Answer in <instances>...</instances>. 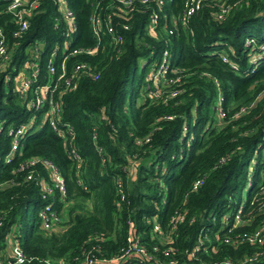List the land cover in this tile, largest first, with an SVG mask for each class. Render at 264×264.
Returning <instances> with one entry per match:
<instances>
[{"label":"trees","instance_id":"1","mask_svg":"<svg viewBox=\"0 0 264 264\" xmlns=\"http://www.w3.org/2000/svg\"><path fill=\"white\" fill-rule=\"evenodd\" d=\"M7 1L0 0V26L13 50L8 64L23 59L27 41L44 39L39 59L43 71L49 49L63 38L60 26L52 23V0L32 14L20 39L10 36V15L2 8ZM65 1L74 22L67 36L70 46L92 44L87 18L92 0ZM100 4L114 8L112 20L121 42L118 51L105 46L88 56L98 76L81 75L61 95L57 122L71 125L70 138L63 139L42 120L47 102L40 109L27 107L13 82L3 77L8 64L0 69V259L5 260L12 232L24 255L22 264H80L89 255L96 258L93 264H201L222 258L241 262L256 249L240 240V233L254 229L258 217L228 233L234 244L222 241L225 230L214 240L211 217L226 203L235 206L243 183L248 177L255 183L263 169L253 153L264 145V0H204L185 26L178 20L182 0H165L160 6L132 0L128 16L121 15L123 6L116 0ZM152 9L157 24L149 30ZM121 22L129 28L122 30ZM165 49L169 67L159 95L152 96L145 88L150 84L146 71ZM82 58H68L67 71ZM29 119L20 146L6 161L7 130ZM68 147L78 159L66 152ZM34 156L48 159L63 178L65 200L56 195L54 199L56 209L65 214L60 227L43 229L37 221V211L47 199L34 178H25L29 167L18 168ZM32 167L35 176L48 178L43 164ZM177 214L182 218L171 220ZM129 228L150 258L127 255L115 263L102 262L123 250ZM206 229L212 243L205 251L199 245L190 256L188 250ZM259 263L264 264V258Z\"/></svg>","mask_w":264,"mask_h":264},{"label":"built area","instance_id":"2","mask_svg":"<svg viewBox=\"0 0 264 264\" xmlns=\"http://www.w3.org/2000/svg\"><path fill=\"white\" fill-rule=\"evenodd\" d=\"M45 0H8L2 7L3 11L8 13L12 28L9 33L13 39H20L30 27V17L36 11L42 9L41 4ZM116 5L123 6V12L121 15H129L132 12V0H116ZM150 1H154L157 6L162 5L165 0H137L138 4H147ZM204 0H182L183 12L178 17L181 26H185L188 16L197 10ZM218 1V0H212ZM56 14L52 17L53 25L60 26L62 29L63 38L60 42H54L46 55V62L44 70L41 71L39 59L40 54L44 48V39H33L27 41L22 47L23 59L19 62L11 60L8 64L12 49L7 46L6 35L0 26V69L4 68L7 64L8 69L3 73V77L6 82L11 80L13 82V90L18 94L20 100L29 108L34 110L40 109L47 102V108L43 110L41 116L42 120H45L49 127L56 132L57 135L65 139L67 136H72V127L68 122H57L60 111V97L61 95L71 88V85L81 76L87 75L92 78L98 76V70H96L95 63L90 62L87 57L94 55L103 50L105 46H108L115 51L119 50L118 44H120L121 36L116 29V21L112 20V13L115 12L114 8L106 4L102 6L100 0H92L91 9L88 13V24L90 33L94 42L90 45H78L70 46V40L67 37L74 28V22L72 19V12L66 4L65 0H52ZM162 17L165 16L162 14ZM147 22V28L152 30L157 24V12L152 9ZM175 26V21L172 22ZM122 30L129 28V24L126 22L120 23ZM165 28V24H163ZM167 33H172V28H167ZM103 35L107 36V40L103 39ZM14 41V40H13ZM264 54V49L262 51ZM83 56L82 59L74 60L69 70L66 69V60L72 56ZM168 51L165 49L161 52L160 58L157 61H153L146 71V83L145 88H148L147 92L152 96H158V86L164 80L166 72L168 70ZM55 58L57 62H55ZM222 60H225L224 55L221 56ZM145 62L142 61L141 65ZM148 85H152L150 88ZM175 91L172 90L171 94ZM55 94V97H53ZM218 109V113L221 114V109ZM33 119H29L26 123L19 124L16 128H9L7 133L10 136L9 150L4 159L8 161L14 150H16L22 140L23 131L26 127H29ZM70 142V141H68ZM66 152L78 159V154L73 147H68ZM253 155L259 156V161L264 163V145H258ZM254 160L251 162L254 164ZM37 163L44 165L47 171L48 178L42 176H35V170L32 166ZM77 165V164H76ZM28 168L26 173V179H35V182L39 184L41 190V196L47 201L37 211V221L39 226L43 229H49L53 227H60L65 220V214L61 210H57L54 206L55 195L59 201L65 200V185L63 178L60 176L58 168L51 163L48 159L40 156H34L25 159L18 168ZM202 180L200 178L195 179L192 182V188ZM119 184H117V187ZM246 190L249 191L248 195L238 202L235 206L230 203H226L224 209L217 217H211V222L216 224V230L213 232L214 240L218 239V231L225 230L222 241L226 243L234 244L235 238L231 237L228 233L237 225L250 223L254 218L258 217V224L254 229L250 231H243L240 233V240L247 242L255 247V251L248 254L241 262H234L227 258L212 259L209 262L201 261V264H260V259L264 258V164L263 169L260 172L258 180L254 183L251 178H247ZM122 197V195L120 196ZM49 198V199H48ZM230 198V197H229ZM234 201V200H233ZM56 202V200H55ZM65 203V202H64ZM244 205H247L246 215L243 217L242 211ZM182 218V214L173 215L171 220L177 221ZM1 223V218H0ZM154 230H159L157 224H153ZM11 243L7 241V255L5 260L0 259V264H22L24 261V255L18 247L17 240L12 232L8 233ZM126 245L123 250L116 256L101 259L102 262L115 263L120 258H124L127 255H135L141 259H149L150 255L146 251L145 247L138 242V240L132 236L130 228L127 231L125 237ZM215 242V241H214ZM212 243V239L208 233V229L201 230L196 238L195 245L192 249L188 250L190 256H193L194 251L201 245V251H205L206 244ZM212 250H215V245L211 246ZM2 261V262H1ZM96 258L92 255L86 256L80 264H93ZM170 261L169 264H172Z\"/></svg>","mask_w":264,"mask_h":264},{"label":"rangeland","instance_id":"3","mask_svg":"<svg viewBox=\"0 0 264 264\" xmlns=\"http://www.w3.org/2000/svg\"><path fill=\"white\" fill-rule=\"evenodd\" d=\"M252 56H253V55H250V56H249V60L252 59ZM253 58H254V57H253ZM139 63H140V61L138 62V65H139ZM138 70H139V69H138ZM141 88H142V85H141ZM140 97H141V91H140L139 96H138L137 99H140ZM249 166H252V164H250ZM246 189H247V188H246V182H244L243 185H242V187H241V189L239 190L237 196H235L236 198L239 197V201H240V202H242V200L246 197ZM12 231H13V229H12ZM7 241H8L9 243H11L10 240H7ZM7 248H8V246L5 245V248H4L5 253H6V251H7Z\"/></svg>","mask_w":264,"mask_h":264}]
</instances>
